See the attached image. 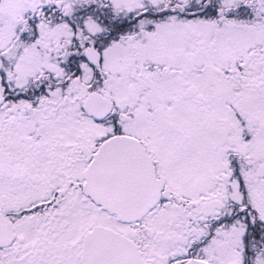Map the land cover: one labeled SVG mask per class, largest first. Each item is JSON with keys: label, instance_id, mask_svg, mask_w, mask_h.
<instances>
[{"label": "snow or ice", "instance_id": "1", "mask_svg": "<svg viewBox=\"0 0 264 264\" xmlns=\"http://www.w3.org/2000/svg\"><path fill=\"white\" fill-rule=\"evenodd\" d=\"M0 264H264V0H0Z\"/></svg>", "mask_w": 264, "mask_h": 264}]
</instances>
